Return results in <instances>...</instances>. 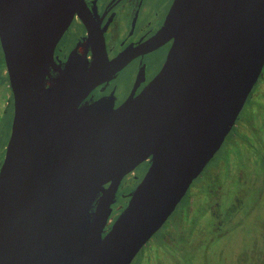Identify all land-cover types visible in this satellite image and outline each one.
<instances>
[{"label": "water", "instance_id": "water-1", "mask_svg": "<svg viewBox=\"0 0 264 264\" xmlns=\"http://www.w3.org/2000/svg\"><path fill=\"white\" fill-rule=\"evenodd\" d=\"M84 6L0 0L14 98L0 167V264H130L219 150L264 65V0H174L149 42L172 45L144 89L117 108L78 107L99 56L89 67L69 59L44 84L56 42ZM148 158L102 236L122 178Z\"/></svg>", "mask_w": 264, "mask_h": 264}, {"label": "flooded vegetation", "instance_id": "flooded-vegetation-1", "mask_svg": "<svg viewBox=\"0 0 264 264\" xmlns=\"http://www.w3.org/2000/svg\"><path fill=\"white\" fill-rule=\"evenodd\" d=\"M173 1L84 0L85 6L82 12L73 15L68 27L55 44L53 50L54 67L51 68L50 77L46 79L44 87H49L48 81L50 78L57 77L59 69H62L68 63L69 59H73L75 66L81 65L83 67H89L93 64L94 58L97 55L100 58L98 75L89 87V90L78 102V107L104 100L114 108H117L129 98L138 95L159 72L172 45L173 39L165 40L157 44H150L149 42L164 24ZM101 46L104 51L100 50ZM0 54L1 167L11 133L14 115V98L1 44ZM262 71H264V65ZM262 71L258 79L263 73ZM258 79L256 83H258ZM256 83L254 86L257 85ZM251 92L240 110L231 131L224 140L227 141V144L230 143L232 136L236 135L240 137L238 132L242 125L241 120L245 119V105L249 100ZM242 139L244 140L243 137ZM149 164L150 160L148 158L122 178L115 198L111 201V211L103 228L102 236L109 231L115 218L126 206L128 201L127 195L140 182ZM138 167L141 170H139V174H136ZM211 179L210 177L208 180L212 182V186L208 189H213L216 195V190L218 191L219 188L215 186V183ZM108 185L109 183L105 184L104 187L107 188ZM188 190L189 188L186 193H188ZM100 195L101 193L97 194L93 206L90 209L91 212L95 210L96 202ZM185 195L176 207L185 201ZM191 201L193 200L189 196L186 204H184L186 206L184 215L191 211ZM175 209L172 213H174ZM172 213L155 233L164 240L184 237L182 234V219H171ZM181 246L179 245V247ZM133 261L130 264H133Z\"/></svg>", "mask_w": 264, "mask_h": 264}, {"label": "rangeland", "instance_id": "rangeland-1", "mask_svg": "<svg viewBox=\"0 0 264 264\" xmlns=\"http://www.w3.org/2000/svg\"><path fill=\"white\" fill-rule=\"evenodd\" d=\"M262 72L245 105L240 137L224 141L170 217L182 219L184 237L164 240L154 234L133 264H264ZM210 177L219 188L216 195L208 189ZM189 196L191 211L184 215Z\"/></svg>", "mask_w": 264, "mask_h": 264}, {"label": "bare ground", "instance_id": "bare-ground-1", "mask_svg": "<svg viewBox=\"0 0 264 264\" xmlns=\"http://www.w3.org/2000/svg\"><path fill=\"white\" fill-rule=\"evenodd\" d=\"M111 222V221H110ZM109 225V224H108Z\"/></svg>", "mask_w": 264, "mask_h": 264}]
</instances>
